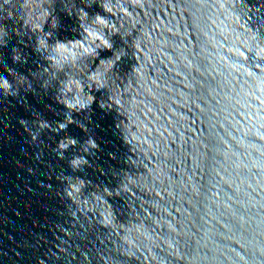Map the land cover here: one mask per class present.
<instances>
[{
	"label": "water",
	"instance_id": "water-1",
	"mask_svg": "<svg viewBox=\"0 0 264 264\" xmlns=\"http://www.w3.org/2000/svg\"><path fill=\"white\" fill-rule=\"evenodd\" d=\"M0 264H264V0H0Z\"/></svg>",
	"mask_w": 264,
	"mask_h": 264
},
{
	"label": "snow or ice",
	"instance_id": "snow-or-ice-1",
	"mask_svg": "<svg viewBox=\"0 0 264 264\" xmlns=\"http://www.w3.org/2000/svg\"><path fill=\"white\" fill-rule=\"evenodd\" d=\"M106 44H107V41L105 42ZM109 47H111L110 45H109ZM65 127V125L62 123L61 125H60V128H64ZM73 143H75V141H73Z\"/></svg>",
	"mask_w": 264,
	"mask_h": 264
}]
</instances>
